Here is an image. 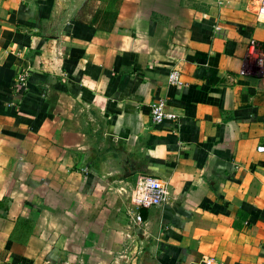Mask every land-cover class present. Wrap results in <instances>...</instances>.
<instances>
[{"label":"crops","instance_id":"obj_1","mask_svg":"<svg viewBox=\"0 0 264 264\" xmlns=\"http://www.w3.org/2000/svg\"><path fill=\"white\" fill-rule=\"evenodd\" d=\"M263 145L255 0H0V264H264Z\"/></svg>","mask_w":264,"mask_h":264},{"label":"built area","instance_id":"obj_2","mask_svg":"<svg viewBox=\"0 0 264 264\" xmlns=\"http://www.w3.org/2000/svg\"><path fill=\"white\" fill-rule=\"evenodd\" d=\"M218 4H222L224 0H214ZM256 14L259 20L264 24V0H255ZM26 74L22 73L18 77L21 87L25 86ZM168 84L170 86H182L180 72L172 70L168 76ZM150 119L154 124L161 123L164 120L176 123L178 114L168 109L164 100H156L151 102L148 108ZM256 151L264 153V145L258 146ZM170 202L168 184L162 178L154 176H145L139 179L134 195L131 198V222L137 226L142 225V210H148L153 207L167 205ZM202 264H216L213 259H206Z\"/></svg>","mask_w":264,"mask_h":264},{"label":"rangeland","instance_id":"obj_3","mask_svg":"<svg viewBox=\"0 0 264 264\" xmlns=\"http://www.w3.org/2000/svg\"><path fill=\"white\" fill-rule=\"evenodd\" d=\"M130 203H131V199H130ZM129 219V218H128ZM126 238V243H125V246H124V248H122L123 250H125L126 248H128L130 245H129V243H130V238L128 237V236H126L125 237ZM126 247V248H125ZM129 248H131V247H129ZM128 252H129V250H128Z\"/></svg>","mask_w":264,"mask_h":264}]
</instances>
